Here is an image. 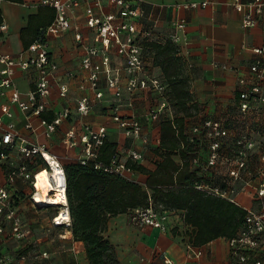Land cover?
<instances>
[{"label":"built area","instance_id":"2783aa9c","mask_svg":"<svg viewBox=\"0 0 264 264\" xmlns=\"http://www.w3.org/2000/svg\"><path fill=\"white\" fill-rule=\"evenodd\" d=\"M210 3L189 1L183 7L205 8ZM21 4L55 12L53 21L19 54H0V236L23 242L33 235L23 213L26 202L36 211H54L49 228L72 227L65 166L50 151L53 136L72 112L66 106L53 112L51 119L44 116L52 111L50 98L54 87L58 88L59 98L66 101L70 91L66 79L80 77L79 88L86 94L76 99V110L83 118L96 102L105 100L101 87L102 80L105 81L112 95L107 100L113 107L112 121L130 140V146L123 151L116 149L109 162H101L108 128H95L85 122L82 134L70 129L63 134L62 143L67 148L80 146L82 152L77 161L81 164L93 163L96 169L127 179L134 172L129 162L143 163L140 146L150 144L152 136L138 116L121 112V102L127 100V105L133 107L140 92L149 91L166 100L168 93L163 78L150 72L144 41L150 39L151 33L145 31L142 22L143 0H21ZM231 4L243 13L244 28L258 23L264 27V0H232ZM185 25V19L178 16L172 21L175 30H183ZM0 28L5 30L7 26ZM72 29L76 48L82 54L83 73L77 75L69 70L63 79L52 51L53 42ZM177 40L175 34L173 41ZM252 51L256 58L248 73L238 78L240 88L232 110L217 118L200 117L186 136L190 148L187 159L194 174L189 186L206 197L226 200L245 211L236 234L227 239L230 255L238 264H264V45ZM114 55L122 59L121 66L114 65ZM17 70L34 74V87L25 93L15 80ZM18 113L24 129L35 138L42 135L43 141L21 133ZM148 118L157 124L164 119L173 121L174 109L168 105L165 113H160L151 108ZM179 164L182 165L181 160ZM44 171L50 177L46 194L38 186L39 175ZM142 186L151 194L146 183ZM176 213L160 211L150 201L148 207L130 210L128 215L135 226L167 231L169 217ZM183 237L187 260L202 257L203 250L193 238L185 233ZM40 256L48 257V253ZM163 258L165 264H177L168 255ZM20 259L24 261L27 256ZM9 260L0 257V264Z\"/></svg>","mask_w":264,"mask_h":264},{"label":"crops","instance_id":"0c3cea01","mask_svg":"<svg viewBox=\"0 0 264 264\" xmlns=\"http://www.w3.org/2000/svg\"><path fill=\"white\" fill-rule=\"evenodd\" d=\"M189 1L202 0H143L142 4L144 10L142 22L145 31L151 33L150 41L164 43L167 40L173 41L175 34L178 36V40L173 42L178 46L179 55L183 59V74L188 78L192 98L188 103L191 115L185 118L184 123L185 136L200 117L217 118L232 110L240 88L238 78L248 73L250 65L256 58L252 49L264 45L263 24L258 23L244 28L243 13L235 10L231 4L232 0H210V5L205 8H184L183 4ZM39 9L41 8L26 7L10 0H0L1 26H7L5 30L0 28V54L17 55L24 49L21 32L28 27L30 17L38 15ZM176 16L185 19L186 25L183 30L173 28L172 21ZM83 33H87L84 27ZM52 51L63 79L69 70L76 72L77 75L83 73L80 65L82 54L76 48L73 29L64 38L53 42ZM146 55L151 66L150 72L165 81L161 67L154 64V53L149 47L146 49ZM113 62L115 66H121L122 59L114 55ZM34 78V74H25L19 70L15 74L18 87L24 93L34 87ZM123 81L125 82V79ZM66 82L70 88L68 99L65 101L59 98L58 88L54 87L50 98L52 111L46 113V116L53 117V112L66 106L72 113L53 136L50 151L59 156L63 164L76 162L82 152L80 146L67 148L62 143V137L70 129L76 130L79 135L82 134L83 122L95 128L106 126L108 128L106 141L114 143L117 150L123 151L128 148L130 140L112 121L113 107L107 102L112 99V95L106 88L105 81L101 82V87L105 90V100L96 102L90 113L83 118L76 110V99L86 94L79 88L81 79L77 76L70 80L66 79ZM127 97L125 94L124 98ZM121 105V112L138 116L145 131L151 134L152 142L147 146H140V149L145 156L143 164L154 169L153 161L156 155L153 147L157 146L155 138L160 130V124L151 121L148 112L151 108H156L160 113H165L167 106L171 105L175 116L182 113H177V107L171 103L170 95H167L166 100L149 91L140 92L133 107L127 105V100H123ZM17 123L21 133L29 139L44 140L42 135L35 138L24 129L23 119L19 113ZM174 158L176 162H180L178 156ZM129 175L143 181L147 177L138 172ZM23 213L26 223L34 233L23 242L0 236V257L10 258L6 264H45V260L50 259V253L55 247L54 233H58L61 237L60 243L67 247L63 250L62 264H90L84 243L75 241L70 230L63 227L49 228L51 210L36 211L26 202ZM184 213L181 211L169 217L167 231L135 226L130 222L128 213L118 214L108 219L104 236L115 247L121 264H165L164 255L174 259L177 264H238L231 257L225 238H218L200 246L203 256L188 261L182 234L185 227ZM29 250L34 252L30 254L33 255V263L28 261L29 258L24 261L20 259L22 255L28 256ZM43 252H47L49 257H41ZM36 255H39V258H35Z\"/></svg>","mask_w":264,"mask_h":264},{"label":"trees","instance_id":"16d2710c","mask_svg":"<svg viewBox=\"0 0 264 264\" xmlns=\"http://www.w3.org/2000/svg\"><path fill=\"white\" fill-rule=\"evenodd\" d=\"M10 1L21 3V0ZM54 16L53 9L41 8L38 15L30 17L28 27L21 32L24 48L53 21ZM144 46L154 53V64L163 71L171 103L182 115H176L173 121L164 119L160 122L157 146L153 147L156 155L154 169L143 163L129 162L132 171L147 176L145 181L136 182L108 174L96 169L93 163L83 165L76 161L64 164L72 217L70 231L75 241L84 243L90 264H121L115 247L104 236L107 221L112 216L148 207L150 201L160 211H184L183 234L190 235L198 246L218 238L233 237L245 216V211L236 205L206 197L190 187L194 174L187 159L190 148L184 135V123L185 118L191 115L188 103L192 98L188 78L183 74V59L172 40L164 43L144 41ZM115 151L116 145L105 141L99 160L109 162ZM175 156L179 157L182 165L175 161ZM142 183H146L151 194Z\"/></svg>","mask_w":264,"mask_h":264},{"label":"rangeland","instance_id":"374dc122","mask_svg":"<svg viewBox=\"0 0 264 264\" xmlns=\"http://www.w3.org/2000/svg\"><path fill=\"white\" fill-rule=\"evenodd\" d=\"M6 51L9 52V50H6ZM176 111H177V113H179V110L177 108H176ZM62 154H63V152H62ZM133 176L134 175H131L128 179L136 181V182H141L142 181V179L136 180ZM45 211H49V210H45ZM51 212H52V215H53L54 211L51 210ZM49 214H50V212H49ZM49 214H47V215H49ZM31 231H32V233H34L32 229H31ZM63 233H65V231H63ZM53 237L55 239V243H54L55 247L52 249V252L50 253V259L49 260H45V264H62V261H63L62 260V258H63V250L67 249V247L64 244L60 243V239L59 238H61V237H59L58 233H54ZM29 252H30V250H29ZM31 253H34V252L27 253V255H28L27 258H29L28 259L29 262L33 263L34 259H33V255H30ZM48 257H49V255H48Z\"/></svg>","mask_w":264,"mask_h":264},{"label":"bare ground","instance_id":"6f19581e","mask_svg":"<svg viewBox=\"0 0 264 264\" xmlns=\"http://www.w3.org/2000/svg\"><path fill=\"white\" fill-rule=\"evenodd\" d=\"M54 177H55V178L57 177V176H56V172H55V174H54ZM48 181H50V177H49L48 173L45 172V171L42 172L41 175H39L38 186H39V187L42 186V188H43V193H44V194H46V192H47V187H46V185H47Z\"/></svg>","mask_w":264,"mask_h":264}]
</instances>
